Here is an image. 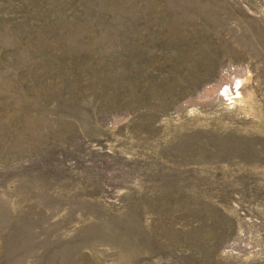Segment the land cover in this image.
I'll return each mask as SVG.
<instances>
[{"label": "rangeland", "instance_id": "374dc122", "mask_svg": "<svg viewBox=\"0 0 264 264\" xmlns=\"http://www.w3.org/2000/svg\"><path fill=\"white\" fill-rule=\"evenodd\" d=\"M0 264H264V0H0Z\"/></svg>", "mask_w": 264, "mask_h": 264}]
</instances>
